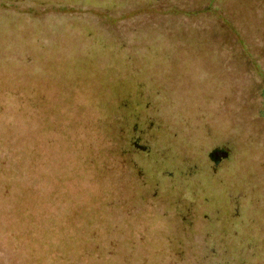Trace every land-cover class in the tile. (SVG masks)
Wrapping results in <instances>:
<instances>
[{
    "label": "rangeland",
    "instance_id": "374dc122",
    "mask_svg": "<svg viewBox=\"0 0 264 264\" xmlns=\"http://www.w3.org/2000/svg\"><path fill=\"white\" fill-rule=\"evenodd\" d=\"M32 1L0 0V111L48 126L77 200L119 202L125 261L264 264V0Z\"/></svg>",
    "mask_w": 264,
    "mask_h": 264
},
{
    "label": "trees",
    "instance_id": "16d2710c",
    "mask_svg": "<svg viewBox=\"0 0 264 264\" xmlns=\"http://www.w3.org/2000/svg\"><path fill=\"white\" fill-rule=\"evenodd\" d=\"M58 1L32 2L45 9L66 4ZM98 4L105 6L103 1ZM214 6L219 8L213 4L206 9L213 8L216 12ZM13 12L12 15L20 18ZM30 15L24 14L22 18L29 19ZM43 18L44 15L32 18V25L39 24L36 22ZM221 23L236 31L229 16L222 15ZM117 39H112V43ZM246 52L251 55L249 50ZM47 128L34 112L23 107L0 111V264H132L124 257L136 243H142L141 236L128 233L120 239L125 228L117 229L114 224L122 217L116 209L119 202L107 200L102 203L106 208L100 209L92 204L93 193L89 192L87 201L77 200L82 188L80 175L60 164L63 147L57 143L59 149L56 143L46 139ZM135 145L138 144L131 143V147ZM139 147V152L149 150L148 145ZM155 150L148 164L160 168L159 155L164 157L167 152L163 149L158 154ZM32 157L37 161L30 160L28 164L27 159ZM147 182L150 183V178ZM181 258L180 253L173 254L176 263ZM170 261L164 255L148 260L149 264Z\"/></svg>",
    "mask_w": 264,
    "mask_h": 264
},
{
    "label": "water",
    "instance_id": "95a60500",
    "mask_svg": "<svg viewBox=\"0 0 264 264\" xmlns=\"http://www.w3.org/2000/svg\"><path fill=\"white\" fill-rule=\"evenodd\" d=\"M213 155L216 156L215 160L213 159ZM228 156V152L225 149L216 148L210 151L209 157L213 160V162L216 164L217 160L226 158Z\"/></svg>",
    "mask_w": 264,
    "mask_h": 264
},
{
    "label": "flooded vegetation",
    "instance_id": "af4514ba",
    "mask_svg": "<svg viewBox=\"0 0 264 264\" xmlns=\"http://www.w3.org/2000/svg\"><path fill=\"white\" fill-rule=\"evenodd\" d=\"M215 157H216V156L213 155V159H214V160H215ZM220 160H221V159L217 160V163H218ZM217 163H216V164H217Z\"/></svg>",
    "mask_w": 264,
    "mask_h": 264
}]
</instances>
